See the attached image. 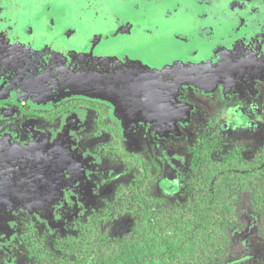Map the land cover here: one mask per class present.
Listing matches in <instances>:
<instances>
[{
  "label": "rangeland",
  "instance_id": "obj_1",
  "mask_svg": "<svg viewBox=\"0 0 264 264\" xmlns=\"http://www.w3.org/2000/svg\"><path fill=\"white\" fill-rule=\"evenodd\" d=\"M17 119L35 139H6ZM205 135L217 155L264 145V0H0V264L111 203L138 159L173 203ZM247 200L215 264H264Z\"/></svg>",
  "mask_w": 264,
  "mask_h": 264
},
{
  "label": "trees",
  "instance_id": "obj_2",
  "mask_svg": "<svg viewBox=\"0 0 264 264\" xmlns=\"http://www.w3.org/2000/svg\"><path fill=\"white\" fill-rule=\"evenodd\" d=\"M212 141L193 147L189 177L180 175L187 181L173 203L154 197L153 166L138 159L132 185L65 236L47 246L29 233L25 264H215L244 196L264 218V146L248 159L240 148L217 155ZM127 217L131 229L112 235L110 225Z\"/></svg>",
  "mask_w": 264,
  "mask_h": 264
},
{
  "label": "flooded vegetation",
  "instance_id": "obj_3",
  "mask_svg": "<svg viewBox=\"0 0 264 264\" xmlns=\"http://www.w3.org/2000/svg\"><path fill=\"white\" fill-rule=\"evenodd\" d=\"M123 26V25H122ZM125 27V26H124ZM16 40L18 39V37L17 36H15L14 37ZM21 44L22 45H25V42H21ZM36 41H35V39H32V40H30V46L29 47H32V48H35L36 47ZM78 104H80V103H78ZM77 104V105H78ZM81 105H85L86 106V104L84 103V104H80V106L78 107V108H82V106ZM89 107L91 106L90 104L88 105ZM74 109H76V107H74ZM73 109V110H74ZM72 111V110H71ZM71 111H67V112H65L63 115H58V117H61V116H64L65 114H68L69 112H71ZM48 116H51V115H48ZM5 116H3V119H5L4 118ZM16 121H20L17 125L18 126H20L21 128L18 130L17 129V125L13 128V129H11L10 130V132L9 133H7V137H6V139L8 140V141H15V140H23V141H26V142H29V141H31L32 139H35V133H33V131H34V129H32V127H29V125L28 124H26V123H24L23 122V120H20V119H17ZM35 132V131H34ZM10 133H12V134H14L17 138H10V136H9V134ZM204 137H206V138H210L209 136H202V138H204ZM264 146V145H263ZM241 149V148H240ZM241 153H242V155H243V151H241ZM244 156V155H243ZM255 156V155H254ZM253 156V157H254ZM252 157V158H253ZM251 158V159H252ZM157 165V164H156Z\"/></svg>",
  "mask_w": 264,
  "mask_h": 264
},
{
  "label": "bare ground",
  "instance_id": "obj_4",
  "mask_svg": "<svg viewBox=\"0 0 264 264\" xmlns=\"http://www.w3.org/2000/svg\"><path fill=\"white\" fill-rule=\"evenodd\" d=\"M156 5V4H155ZM208 11V10H207ZM138 54V53H137ZM208 60V59H207ZM211 60V59H210Z\"/></svg>",
  "mask_w": 264,
  "mask_h": 264
}]
</instances>
